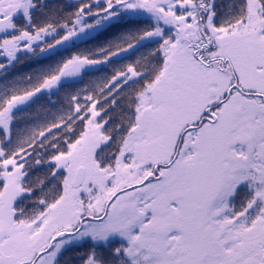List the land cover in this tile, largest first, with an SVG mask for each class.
<instances>
[{"label":"snow or ice","instance_id":"1","mask_svg":"<svg viewBox=\"0 0 264 264\" xmlns=\"http://www.w3.org/2000/svg\"><path fill=\"white\" fill-rule=\"evenodd\" d=\"M0 264H264V0H0Z\"/></svg>","mask_w":264,"mask_h":264}]
</instances>
